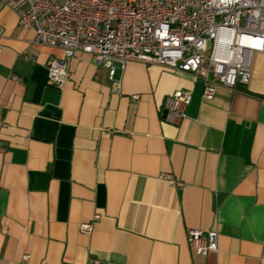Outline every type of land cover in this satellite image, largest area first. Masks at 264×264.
I'll return each mask as SVG.
<instances>
[{
  "label": "crops",
  "instance_id": "obj_1",
  "mask_svg": "<svg viewBox=\"0 0 264 264\" xmlns=\"http://www.w3.org/2000/svg\"><path fill=\"white\" fill-rule=\"evenodd\" d=\"M17 19L0 3V264H264V53L211 100L190 72L129 61L110 81L86 52L59 89L63 49ZM184 89L185 117L166 122ZM188 229L215 231L217 250L196 253Z\"/></svg>",
  "mask_w": 264,
  "mask_h": 264
},
{
  "label": "built area",
  "instance_id": "obj_2",
  "mask_svg": "<svg viewBox=\"0 0 264 264\" xmlns=\"http://www.w3.org/2000/svg\"><path fill=\"white\" fill-rule=\"evenodd\" d=\"M17 15L21 28L34 31L32 42L60 47L64 59L47 67V81L62 89L67 62L77 52L89 53L110 81L129 61L187 71L203 83L202 97L211 100L217 84H248L251 56L264 53V0H0ZM0 45V52H1ZM13 81L17 76L11 75ZM137 98V95H132ZM191 99L188 89L164 99V120L178 124ZM170 186L183 183L171 174L159 176ZM99 214L93 215L97 221ZM81 233L92 222H81ZM193 250H217V233L188 229ZM28 254L23 255L27 260Z\"/></svg>",
  "mask_w": 264,
  "mask_h": 264
}]
</instances>
